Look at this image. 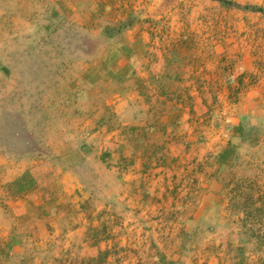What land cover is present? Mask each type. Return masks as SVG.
<instances>
[{
    "label": "rangeland",
    "instance_id": "374dc122",
    "mask_svg": "<svg viewBox=\"0 0 264 264\" xmlns=\"http://www.w3.org/2000/svg\"><path fill=\"white\" fill-rule=\"evenodd\" d=\"M247 7L0 0V264H264Z\"/></svg>",
    "mask_w": 264,
    "mask_h": 264
},
{
    "label": "trees",
    "instance_id": "16d2710c",
    "mask_svg": "<svg viewBox=\"0 0 264 264\" xmlns=\"http://www.w3.org/2000/svg\"><path fill=\"white\" fill-rule=\"evenodd\" d=\"M222 2H226V1H222ZM247 9H248V10H252V11L264 12L263 9L256 8V7H247Z\"/></svg>",
    "mask_w": 264,
    "mask_h": 264
}]
</instances>
